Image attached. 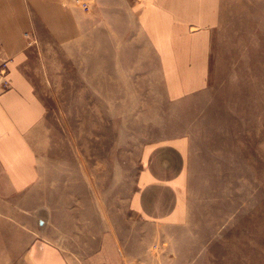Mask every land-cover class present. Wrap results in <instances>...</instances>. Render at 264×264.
<instances>
[{
  "label": "rangeland",
  "instance_id": "1",
  "mask_svg": "<svg viewBox=\"0 0 264 264\" xmlns=\"http://www.w3.org/2000/svg\"><path fill=\"white\" fill-rule=\"evenodd\" d=\"M63 4L94 26L59 43L27 33V71L45 109L28 144L43 176L7 201L0 197V264H20L30 244L51 232L42 218L51 185L59 201L70 197L72 217L90 206L127 217L142 148L175 137L188 138L189 219L140 237L147 252L139 253L148 264H264V0L230 6L214 86L186 99L166 90L164 76L131 67L130 44H115L124 28L99 33L92 0ZM6 64L0 56V84Z\"/></svg>",
  "mask_w": 264,
  "mask_h": 264
},
{
  "label": "crops",
  "instance_id": "2",
  "mask_svg": "<svg viewBox=\"0 0 264 264\" xmlns=\"http://www.w3.org/2000/svg\"><path fill=\"white\" fill-rule=\"evenodd\" d=\"M63 1L0 0V56L7 63L0 84L2 201L42 182L38 154L28 144L29 133L41 123L45 111L27 71L30 40L47 33L52 41L64 42L94 26ZM92 1L99 33L124 28L121 39L116 31L115 44H130L136 61L131 67L139 75L164 76L166 90L181 93L182 99L212 89L222 60L226 13L236 0ZM246 1L249 7L250 0ZM141 153V171L129 197L127 217L120 210L108 216L105 209L102 212L97 207L96 212L91 206L88 213L72 217L70 197L62 195L59 201L58 186L54 190L51 185L50 210L42 211L51 232L30 244L20 264H148L139 253L147 252L139 248L146 243L140 237L163 235L166 229L185 226L189 219L184 196L188 138L153 141Z\"/></svg>",
  "mask_w": 264,
  "mask_h": 264
},
{
  "label": "bare ground",
  "instance_id": "3",
  "mask_svg": "<svg viewBox=\"0 0 264 264\" xmlns=\"http://www.w3.org/2000/svg\"><path fill=\"white\" fill-rule=\"evenodd\" d=\"M252 27V26H251ZM255 27V26H254ZM259 28V27H258ZM255 30V29H254ZM260 30V29H259ZM262 31V30H261ZM257 33V31H256ZM261 33V32H260ZM251 36V35H250ZM254 36V35H253ZM252 37V36H251ZM250 39V38H249ZM251 42V41H250ZM66 202V201H65ZM239 257V256H238ZM232 261V260H231ZM222 263V262H221ZM243 263V262H242ZM238 264V263H237Z\"/></svg>",
  "mask_w": 264,
  "mask_h": 264
},
{
  "label": "built area",
  "instance_id": "4",
  "mask_svg": "<svg viewBox=\"0 0 264 264\" xmlns=\"http://www.w3.org/2000/svg\"><path fill=\"white\" fill-rule=\"evenodd\" d=\"M83 7H84L85 9H88V6H86L85 4H83Z\"/></svg>",
  "mask_w": 264,
  "mask_h": 264
}]
</instances>
